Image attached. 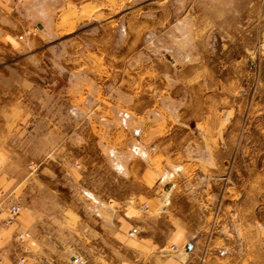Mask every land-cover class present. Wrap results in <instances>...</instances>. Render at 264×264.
<instances>
[{"label":"crops","instance_id":"crops-1","mask_svg":"<svg viewBox=\"0 0 264 264\" xmlns=\"http://www.w3.org/2000/svg\"><path fill=\"white\" fill-rule=\"evenodd\" d=\"M121 2L0 0V264H264L257 225L129 236L142 211L104 197L101 170L147 152L135 104H166L193 78L192 38L168 47L165 11ZM10 200L23 209L4 224Z\"/></svg>","mask_w":264,"mask_h":264},{"label":"rangeland","instance_id":"rangeland-1","mask_svg":"<svg viewBox=\"0 0 264 264\" xmlns=\"http://www.w3.org/2000/svg\"><path fill=\"white\" fill-rule=\"evenodd\" d=\"M128 5L136 14L166 12L168 47L185 48L183 34L192 38L193 78L171 88L166 104H135L131 123L147 152L133 160L120 152L124 166L101 170L104 197L129 199L142 211L139 234L159 240L175 225L195 236L257 225L264 244V0ZM150 208L155 217L143 215Z\"/></svg>","mask_w":264,"mask_h":264},{"label":"built area","instance_id":"built-area-1","mask_svg":"<svg viewBox=\"0 0 264 264\" xmlns=\"http://www.w3.org/2000/svg\"><path fill=\"white\" fill-rule=\"evenodd\" d=\"M32 30L31 29H24L22 33L18 35V39L25 41V38L27 35L31 34ZM23 207L15 202V201H8L7 204L4 206V210L6 212V216L3 219L4 224H10L16 216L22 211ZM1 213V211H0ZM139 232L137 227L132 228L130 231H128L129 236H134ZM171 249H176L175 245L171 246Z\"/></svg>","mask_w":264,"mask_h":264},{"label":"water","instance_id":"water-1","mask_svg":"<svg viewBox=\"0 0 264 264\" xmlns=\"http://www.w3.org/2000/svg\"><path fill=\"white\" fill-rule=\"evenodd\" d=\"M187 249L190 250L191 249V245L187 244Z\"/></svg>","mask_w":264,"mask_h":264}]
</instances>
